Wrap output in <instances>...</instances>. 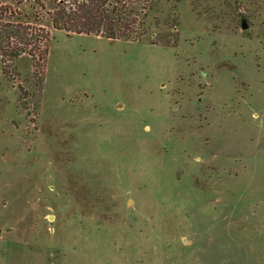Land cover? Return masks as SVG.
<instances>
[{
    "label": "rangeland",
    "instance_id": "obj_1",
    "mask_svg": "<svg viewBox=\"0 0 264 264\" xmlns=\"http://www.w3.org/2000/svg\"><path fill=\"white\" fill-rule=\"evenodd\" d=\"M143 3L139 42L0 64V264H264V0Z\"/></svg>",
    "mask_w": 264,
    "mask_h": 264
},
{
    "label": "trees",
    "instance_id": "obj_2",
    "mask_svg": "<svg viewBox=\"0 0 264 264\" xmlns=\"http://www.w3.org/2000/svg\"><path fill=\"white\" fill-rule=\"evenodd\" d=\"M30 1L46 13L47 26L51 29L31 26L21 20V14L12 6L0 4V64L7 76L11 75L7 68L17 73L15 63L23 54L32 58L34 66L38 60L43 62L46 59L51 31L130 42H139L148 34L147 17L152 7L143 0ZM177 35L163 32L151 42L170 45L176 41Z\"/></svg>",
    "mask_w": 264,
    "mask_h": 264
},
{
    "label": "water",
    "instance_id": "obj_3",
    "mask_svg": "<svg viewBox=\"0 0 264 264\" xmlns=\"http://www.w3.org/2000/svg\"><path fill=\"white\" fill-rule=\"evenodd\" d=\"M242 28H244V29L247 28V25L245 23H243Z\"/></svg>",
    "mask_w": 264,
    "mask_h": 264
}]
</instances>
